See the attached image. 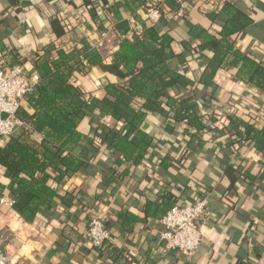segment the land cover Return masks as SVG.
<instances>
[{"label": "crops", "instance_id": "obj_1", "mask_svg": "<svg viewBox=\"0 0 264 264\" xmlns=\"http://www.w3.org/2000/svg\"><path fill=\"white\" fill-rule=\"evenodd\" d=\"M142 3H153L163 12L173 28L174 54L185 59L169 62L192 79H198L207 60L183 46L182 39L189 43L185 22L220 37L228 18L225 3L250 20L228 42L264 60V0H191L177 9L167 0H0V65H19L32 74L35 56L45 45L80 48L82 40L95 46L108 64L120 41L117 24L124 19L138 29L135 14L143 16ZM198 43L193 41V47ZM236 72L229 66L215 73L216 132L187 136L184 124L178 123L168 134L161 118L151 114L142 126L156 139L147 165L120 164L117 152L101 145L86 159L87 168L57 189L51 211L37 214L32 222L0 203V233L15 264H264V155L237 136L235 124L223 112L236 108L240 119L260 128L264 93L239 81ZM75 78L86 90H95L99 80H119L99 66ZM81 131L91 135V128ZM5 180L0 166V197L11 199ZM197 194L205 198L206 208L199 221L200 244L187 260L161 247V217L172 203ZM100 214L112 238L95 247L85 233L89 220Z\"/></svg>", "mask_w": 264, "mask_h": 264}, {"label": "trees", "instance_id": "obj_2", "mask_svg": "<svg viewBox=\"0 0 264 264\" xmlns=\"http://www.w3.org/2000/svg\"><path fill=\"white\" fill-rule=\"evenodd\" d=\"M167 3L172 9L180 7L177 0ZM142 5L144 10L146 4ZM159 10L161 16L155 22L146 17L145 11L143 16L135 14L138 29L131 28L127 20H120L116 29L120 41L108 64L96 47L85 40L80 48L49 43L36 54L33 72L38 80L17 111L23 125L0 144V166L8 179L11 207L25 222L51 211L59 197L57 189L86 169V159L101 145L116 151L120 164L128 162L133 168L147 165L156 139L142 126L151 114L161 118L163 131L168 134L175 132L178 123L184 124L183 134L187 136L216 132L212 100L216 92L214 76L219 68L235 67L239 81L264 93V60L234 49L227 40L250 22L236 6L224 4L222 10L228 18L218 33L220 37L185 22L189 43L182 39L183 46L207 60L198 79L178 72L175 64L169 62L177 58L175 62L180 64L185 59L174 54L173 28ZM209 17L214 18L211 14ZM196 39L199 43L193 47ZM96 66L119 80H99L96 91L84 89L75 74H86ZM185 89L187 92L181 93ZM99 90L101 95L97 94ZM231 109L223 112L235 124L237 136L251 141L264 155V114L262 126L255 128L239 118L236 108ZM82 127L89 131L91 128V135L82 132ZM192 200L193 197L187 202L172 203L163 215L175 204H190Z\"/></svg>", "mask_w": 264, "mask_h": 264}, {"label": "built area", "instance_id": "obj_3", "mask_svg": "<svg viewBox=\"0 0 264 264\" xmlns=\"http://www.w3.org/2000/svg\"><path fill=\"white\" fill-rule=\"evenodd\" d=\"M184 8L191 0H177ZM145 15L152 21H157L161 12L158 6L147 3ZM36 73H23L19 65L7 67L0 65V144L11 135L23 122L17 118L22 99L37 83ZM95 86H100L96 81ZM105 117L102 118V120ZM12 199L0 197V203L12 205ZM206 208L204 197L194 196L190 204H175L165 215L161 222L163 229L159 234L160 244L164 250H172L189 260L201 241L199 221ZM103 216H93L87 225L85 239L95 247L111 240ZM0 264H15L13 257L5 250L4 236L0 233Z\"/></svg>", "mask_w": 264, "mask_h": 264}, {"label": "clouds", "instance_id": "obj_4", "mask_svg": "<svg viewBox=\"0 0 264 264\" xmlns=\"http://www.w3.org/2000/svg\"><path fill=\"white\" fill-rule=\"evenodd\" d=\"M8 181L7 180H5V183H7Z\"/></svg>", "mask_w": 264, "mask_h": 264}]
</instances>
